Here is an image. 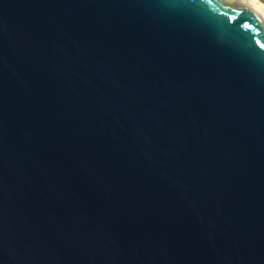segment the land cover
<instances>
[{"label":"water","instance_id":"water-1","mask_svg":"<svg viewBox=\"0 0 264 264\" xmlns=\"http://www.w3.org/2000/svg\"><path fill=\"white\" fill-rule=\"evenodd\" d=\"M0 264H264V22L0 0Z\"/></svg>","mask_w":264,"mask_h":264},{"label":"bare ground","instance_id":"bare-ground-1","mask_svg":"<svg viewBox=\"0 0 264 264\" xmlns=\"http://www.w3.org/2000/svg\"><path fill=\"white\" fill-rule=\"evenodd\" d=\"M244 6L264 22V3L259 0H231Z\"/></svg>","mask_w":264,"mask_h":264},{"label":"rangeland","instance_id":"rangeland-1","mask_svg":"<svg viewBox=\"0 0 264 264\" xmlns=\"http://www.w3.org/2000/svg\"><path fill=\"white\" fill-rule=\"evenodd\" d=\"M260 1V0H259Z\"/></svg>","mask_w":264,"mask_h":264}]
</instances>
